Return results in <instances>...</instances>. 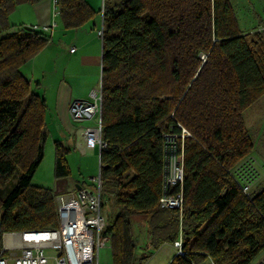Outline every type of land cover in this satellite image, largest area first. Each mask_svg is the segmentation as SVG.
Returning <instances> with one entry per match:
<instances>
[{"label":"trees","instance_id":"1","mask_svg":"<svg viewBox=\"0 0 264 264\" xmlns=\"http://www.w3.org/2000/svg\"><path fill=\"white\" fill-rule=\"evenodd\" d=\"M0 0V245L4 232L57 225L52 190L31 183L47 139L46 103L20 67L41 48L43 29H12L16 4ZM66 28L95 11L58 0ZM102 206L112 220V264H136L130 220L143 215L155 247L181 235L187 258L250 264L264 252V185L247 195L231 169L253 150L244 109L264 94V33H244L229 0H103ZM205 54L204 59L200 54ZM188 134L182 135V129ZM182 153L183 202L159 206L166 135ZM67 146L54 142L55 177ZM146 257H141L142 262Z\"/></svg>","mask_w":264,"mask_h":264},{"label":"built area","instance_id":"2","mask_svg":"<svg viewBox=\"0 0 264 264\" xmlns=\"http://www.w3.org/2000/svg\"><path fill=\"white\" fill-rule=\"evenodd\" d=\"M58 13V0H53ZM24 29H38L36 25H24ZM10 29L9 31H15ZM99 35L102 36V30ZM74 50V47H71ZM200 57L204 59L205 54ZM90 100H73L68 113L76 122L95 119L93 125H79L80 149H98V155L105 142L102 139L101 126V87L90 92ZM183 134L188 132L183 128ZM163 193L159 197V206L163 208L182 207L183 181L182 153H178L175 135L168 134L165 139ZM235 180L244 193L249 195L250 183L233 173ZM92 189H78L74 193L59 194L56 199L57 225L44 230H26L4 232L0 245V264H46L48 255L45 249L52 250L56 264H98V252L105 246L109 236L104 233L106 220L102 206V179L100 163L98 172L92 177ZM175 248L173 257L187 258L182 247L181 235L172 243ZM171 258V259H172ZM186 264H216L214 259L204 253V258L195 261L187 259ZM250 264H264V252H261Z\"/></svg>","mask_w":264,"mask_h":264},{"label":"crops","instance_id":"3","mask_svg":"<svg viewBox=\"0 0 264 264\" xmlns=\"http://www.w3.org/2000/svg\"><path fill=\"white\" fill-rule=\"evenodd\" d=\"M85 1L95 14L76 28L64 26L59 12H55L53 0L20 2L8 15L12 29L18 30L24 25H36L48 36L46 45L24 63L20 70L29 79L31 86L33 80L29 78L30 69L33 70V75L35 69L40 72L41 80L35 82V89H43L47 139L51 136L53 143L59 141L69 148L65 155L69 175V157L73 150L78 151L82 156L98 155L97 148L84 151L80 149L81 139L77 133L79 125H93L95 119L76 122L68 113V107L73 100H90L91 90L101 87L103 46L102 36L98 32L103 30L102 8H100V0ZM15 23H18V26ZM71 47H74V50H71ZM24 65H27L26 70L22 69ZM47 123H50L49 127ZM92 177L90 176L91 180ZM92 183L89 185L92 186ZM75 185L76 190L69 193L81 188L92 189L85 184Z\"/></svg>","mask_w":264,"mask_h":264},{"label":"rangeland","instance_id":"4","mask_svg":"<svg viewBox=\"0 0 264 264\" xmlns=\"http://www.w3.org/2000/svg\"><path fill=\"white\" fill-rule=\"evenodd\" d=\"M229 1L233 7L239 27L244 33H249V35L255 31L264 33V0ZM102 5L103 0H100V8H102ZM15 24L18 26V23ZM26 67L27 65H24L22 69L26 70ZM29 78L33 80L32 88L43 94V89H35V82L41 80L39 70L35 69V75H33V70L30 69ZM243 119L253 143V150L231 171L237 177H242L240 180L243 181L245 179L248 181L250 183L249 190L252 192L257 187L264 185V163H262L264 162V126H262L264 125V94L244 109ZM49 124L47 123V127H49ZM69 161L70 175L67 177H55L54 143L51 136H49L44 144L43 158L32 176L31 183L50 188L54 194L55 201L59 194H67L76 190V183L89 185L92 182L90 176H95L98 172V155L82 156L78 151L73 150ZM89 187L92 188L93 183ZM7 190V186L0 190V197L4 196ZM102 210L107 225L111 222L113 215L107 204L103 206ZM143 217V215H136L135 219L130 220L131 233L135 244V263L168 264L175 252V248L169 243H163L155 247L153 233H151L149 226L144 222ZM45 251L48 255L46 264H56L52 250L47 248ZM143 256L146 258L141 262L140 258ZM97 261L98 264H112V250L109 240L105 246L100 248Z\"/></svg>","mask_w":264,"mask_h":264}]
</instances>
